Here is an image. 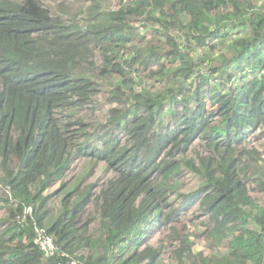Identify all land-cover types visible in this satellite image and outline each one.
<instances>
[{
	"label": "trees",
	"instance_id": "trees-1",
	"mask_svg": "<svg viewBox=\"0 0 264 264\" xmlns=\"http://www.w3.org/2000/svg\"><path fill=\"white\" fill-rule=\"evenodd\" d=\"M263 142L264 0H0V264H264Z\"/></svg>",
	"mask_w": 264,
	"mask_h": 264
},
{
	"label": "rangeland",
	"instance_id": "rangeland-1",
	"mask_svg": "<svg viewBox=\"0 0 264 264\" xmlns=\"http://www.w3.org/2000/svg\"><path fill=\"white\" fill-rule=\"evenodd\" d=\"M264 143V142H263ZM262 149H264V148H262ZM78 177V174H76V178ZM81 178V177H80ZM187 185H189V183H185V185H184V187H186ZM56 207H57V211L59 210V205L57 204L56 205ZM56 211V212H57ZM59 212V211H58ZM58 212L55 214V215H57L58 214ZM2 214V210L0 209V215ZM40 243H42V245H45V246H47V244H48V241L47 240H44V238H40ZM198 244V248L199 249H202L203 248V246L200 244V242H198L197 243ZM45 249H46V247H44ZM47 251H50L51 249H46Z\"/></svg>",
	"mask_w": 264,
	"mask_h": 264
},
{
	"label": "built area",
	"instance_id": "built-area-1",
	"mask_svg": "<svg viewBox=\"0 0 264 264\" xmlns=\"http://www.w3.org/2000/svg\"><path fill=\"white\" fill-rule=\"evenodd\" d=\"M44 240H47L48 241V244H47V246H45V245H42V243H40V239L38 240V243L41 245V247L43 248V249H45L44 247H46V249H53L54 248V245H53V242H52V240H50V239H48V238H44ZM45 249V250H46ZM50 250V251H51ZM47 251V250H46ZM50 251H48V252H50Z\"/></svg>",
	"mask_w": 264,
	"mask_h": 264
}]
</instances>
